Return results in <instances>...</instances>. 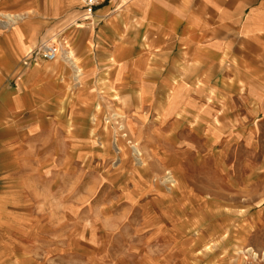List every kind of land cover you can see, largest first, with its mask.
I'll return each instance as SVG.
<instances>
[{
    "label": "crops",
    "instance_id": "0c3cea01",
    "mask_svg": "<svg viewBox=\"0 0 264 264\" xmlns=\"http://www.w3.org/2000/svg\"><path fill=\"white\" fill-rule=\"evenodd\" d=\"M150 116H264V0H0V261L27 258L17 210L65 167L54 140L82 156L95 117Z\"/></svg>",
    "mask_w": 264,
    "mask_h": 264
},
{
    "label": "rangeland",
    "instance_id": "374dc122",
    "mask_svg": "<svg viewBox=\"0 0 264 264\" xmlns=\"http://www.w3.org/2000/svg\"><path fill=\"white\" fill-rule=\"evenodd\" d=\"M95 118L18 207L22 264H264V116Z\"/></svg>",
    "mask_w": 264,
    "mask_h": 264
},
{
    "label": "built area",
    "instance_id": "2783aa9c",
    "mask_svg": "<svg viewBox=\"0 0 264 264\" xmlns=\"http://www.w3.org/2000/svg\"><path fill=\"white\" fill-rule=\"evenodd\" d=\"M101 0H82L85 10L92 13L93 8L100 3ZM36 54H40L47 60H53L57 56V49L53 44L41 43L35 50Z\"/></svg>",
    "mask_w": 264,
    "mask_h": 264
},
{
    "label": "bare ground",
    "instance_id": "6f19581e",
    "mask_svg": "<svg viewBox=\"0 0 264 264\" xmlns=\"http://www.w3.org/2000/svg\"><path fill=\"white\" fill-rule=\"evenodd\" d=\"M59 52H60V49H59V47H58V55L60 54ZM58 55H57V56H58ZM56 58H57V57H56ZM66 58H67L68 60H70V58H69L68 56H66ZM168 178L170 179L169 181H172L171 178H170V176L167 177V179H168ZM226 233H227V232H226ZM227 234H228V233H227ZM222 237H223V236H222ZM253 254H254V253H253Z\"/></svg>",
    "mask_w": 264,
    "mask_h": 264
}]
</instances>
